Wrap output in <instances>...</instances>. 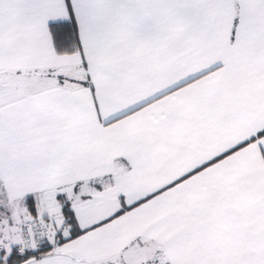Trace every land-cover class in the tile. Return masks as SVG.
<instances>
[{
	"label": "snow or ice",
	"instance_id": "6c2138e0",
	"mask_svg": "<svg viewBox=\"0 0 264 264\" xmlns=\"http://www.w3.org/2000/svg\"><path fill=\"white\" fill-rule=\"evenodd\" d=\"M0 264H264V0H0Z\"/></svg>",
	"mask_w": 264,
	"mask_h": 264
}]
</instances>
